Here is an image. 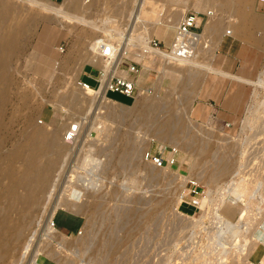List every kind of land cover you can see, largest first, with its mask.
Wrapping results in <instances>:
<instances>
[{"label":"rangeland","instance_id":"rangeland-1","mask_svg":"<svg viewBox=\"0 0 264 264\" xmlns=\"http://www.w3.org/2000/svg\"><path fill=\"white\" fill-rule=\"evenodd\" d=\"M137 1L0 0V228L8 206V172L20 174L33 157L49 168L40 191L23 205L7 264H27L34 254L42 264H155L170 240L208 214L210 203L194 214L178 208L177 193L189 176L208 190L244 177L258 193L251 208L264 210V12L255 0H146L133 33L126 27L118 38L98 29L118 30L114 17L131 12ZM187 10L211 12L200 25L194 57L183 62L155 55L143 66L140 47L157 22L172 25L165 17L181 18ZM240 24L247 36L238 32ZM10 31L15 34L3 51ZM44 31L48 37H42ZM174 34V27L159 25L155 38L167 49ZM99 37L119 48L126 43L119 61L137 63V73H128L137 81L135 99L118 92L100 99L103 86L78 85L83 64L103 66L93 61ZM215 62L241 77L217 69ZM232 83L235 92L226 103L235 114L221 106ZM71 124L76 132L69 142L65 134ZM51 129L67 142V151L55 161L56 147L31 143ZM173 145L180 167L156 168L143 158L146 148L170 155ZM13 156L22 159L10 165ZM223 164L225 172L215 175ZM22 185L18 194L25 192ZM221 209L229 220L241 212ZM20 228L22 240L15 235ZM260 229L255 226L249 235L251 251L264 239L257 238ZM210 252H195L180 264H214Z\"/></svg>","mask_w":264,"mask_h":264},{"label":"bare ground","instance_id":"bare-ground-1","mask_svg":"<svg viewBox=\"0 0 264 264\" xmlns=\"http://www.w3.org/2000/svg\"><path fill=\"white\" fill-rule=\"evenodd\" d=\"M83 4H84L83 2L80 3L78 5V8L82 7ZM145 4H146V0H138L137 3H135V8H132L131 12H126L124 10V11H121V13H120L121 17L120 18L114 17V19H113L114 23L117 24L118 26L119 25L121 26L118 30L113 29L114 27H112V29L110 31H105V30H102L100 28H98V29L103 31V33L107 32V33H109L110 36L118 37V38L123 37V34H124L123 31H124V28H126V27L128 29L127 32L133 33L134 28H135V23L137 22L138 17L141 16L143 11L146 9ZM204 13H207V17H209L211 12L207 11ZM124 15H126L125 21H124V18H125ZM183 15L181 16L180 20L182 19ZM244 17H246V16L244 15ZM165 18H166V20H164V22L171 20L170 22L173 21L174 25L178 24L180 22L179 18H177L176 16L172 17V14H168ZM206 20H207V18H206ZM206 20L203 23L204 25L206 23ZM258 23H260V22H258ZM171 24L173 25V23H171ZM153 29L151 30V32L153 31ZM202 30H203V28L200 31H198L196 34H193L190 32H187L184 35L178 34L176 37L174 45L172 47L169 46L167 49L163 48V47L152 45L150 42L152 39V37H151V39L149 40V42L147 44L146 43L141 44L142 47H140V51H143L141 58H140L141 63L143 64V66H146L147 62L150 61L153 58V56H155V55L156 56H162V58L169 59L171 61L175 60V61L185 62V61L191 60L195 55L197 43L200 40ZM238 32L243 36H247V33L245 31V26H243L242 24L239 25V31ZM14 34L15 33L13 31H10L7 33L6 41L3 43V47H2L3 51H4V49H6L8 47V44H10V39L13 38ZM48 35H49V33L44 31V33L42 34V37H48ZM126 39H128V38H126ZM129 39H131V38L129 37ZM122 43L124 45H122L120 42V44H121L120 48H119V46H116L118 48V52H117V56L115 58V61L113 63H102L103 66L101 68L104 69V74L101 76L102 83L100 84V86L98 88L93 87L91 85L83 86V85L79 84V82H77L78 85L85 88V89H88V88L99 89L101 86H103L99 90V98L103 99L104 96H107L105 94V84H104L105 81L104 80H106V78L107 79L109 78V72L111 70H113L115 73H118L117 70L119 68H122L126 71V73H124L123 76H128L129 74H128V71L126 68L116 66L117 63L122 61V60L119 61L120 54H124L126 52V50H125V44L126 43H124V42H122ZM181 43L185 44V45H183L184 49H182L183 47H180ZM130 47L131 46H128L127 49H130ZM93 50L95 52V49H93ZM146 54H150V56L147 57ZM3 58H4V55H3ZM93 61L94 62H100V61H102V59L93 56ZM208 69L215 71V73L218 72V70H215L212 68H208ZM222 75H225V74H222ZM140 76H141V74L139 75V78H140ZM137 94H138V91H137L135 97L137 96ZM135 97H134V99H135ZM71 125H73V124H71ZM71 125L68 127V129L71 127ZM42 136H43L42 139H40L41 137L40 138L38 137L39 143L37 142V137L35 136L34 138L36 140H34V142L33 141L31 142V143H33L32 146L36 147V148L37 147L41 148L43 145H46V147H47V145H50L52 147H56L57 153L55 154V159L53 161H55L56 158H58L59 156H62L63 153L67 151V146H66L67 142L66 141L70 142L75 138V135H74L73 139H71V140H68L65 138V140H66L65 141L66 143H65V142H63L64 141L63 139H62L63 141H61V139H59L60 137L58 136L56 129H51V131H48V132L45 131V133H43ZM20 159H22V158L17 157V156H13V157H10L8 161H9L10 165H14V162L18 161ZM146 161H148V160H146ZM39 162L40 161H38L35 157H33L27 163V166H26L27 169H25L20 174H14V173L8 172L10 179H11V184L8 187L9 190H8V194H7L8 195L7 211L5 212V217L3 219V222H2L1 228H0V264H7V261L9 259V257H8L9 252L12 251V248H13L12 247L13 243L10 241V237L12 235L13 229L14 228L16 229V227H18L22 222L23 214L25 213L23 205L34 199L35 195L40 191L39 188H41L43 186L44 181H45V177L47 175V172L49 171V168L46 167L47 164H45L43 166ZM148 162L151 163L150 161H148ZM176 164H179V165H177V167H180V165H181L180 162L179 163L177 162ZM226 166H227V164H226ZM226 166H225V164H223L218 170H216L217 173L215 175H221V173L225 172ZM156 168H162V167H156ZM0 179H1V172H0ZM23 179H24V181H23ZM21 183H23L22 189L25 190L24 194L23 193L18 194L16 192V187H18V185ZM231 183H232V188L230 190L236 196L235 197H224V196L219 195V196H217V199H220L221 204H223L221 206V208H223L224 210H227L228 212L233 211V210H235L237 212L241 211L237 214L234 221H231L227 218L223 219L222 217H224V215L222 214V209L219 212L221 219L225 220V221H223L225 223V225L232 227V230H231L232 235L237 239L236 240L237 244L230 245L231 247H233L232 252L234 254L233 255L234 259L231 262H229V261H227L228 258L225 257L223 262H219V260H214L213 263L214 264L215 263H217V264H237L238 262H242V264H249L248 261L250 259H248V258H251V257L257 258L258 257V260L262 264H264V248H263L264 247V239L261 238V237L264 238V236H263L264 235V228H262V226L264 225V219H263L264 210L258 211V209L256 208L257 206L255 207V209L251 208V206L256 204V202L254 201L255 199L252 198L255 194L252 196L249 195V197H246V194H248L249 192L253 193L252 187H254V186L251 185L249 183V181L244 179V177L237 176L236 178L234 177V179L231 180ZM182 188H183V185L180 187V189L177 193L178 205H179V201H180V193L182 191ZM255 190L256 189H254V192H255ZM228 199L232 202V204L235 203V205L237 207H234L233 205L231 206V204H230L231 202L229 204H227ZM263 199L261 197V200H263ZM225 202H227V203L225 204ZM236 202H237V204H236ZM18 203H20V206L17 205ZM238 206L242 207L241 208L242 210L241 209L237 210ZM260 207H263V205H261V203H260ZM250 212L253 214H256V216L253 217V219H252V215ZM193 223L195 224V221ZM51 224H52V226H55L53 224V222ZM253 225H255L257 227L261 226V229L256 232V235L258 236L257 238H259V240L262 239L261 240L262 243L258 242L256 248L255 249L253 248V251H251L253 245L251 246V244H250V241L252 240V238L250 237L251 239L249 241V235H253L251 232L255 228V226H253ZM22 230H23V228H20L19 231H17V233L15 234L17 236V239H19V240H22L25 238V235H24ZM252 241H251V243H252ZM209 242H210V237H209ZM209 245H207V247H209ZM24 246H26V245H24ZM197 249H198V251L192 250L191 253H189V260L192 259L191 256L194 255L195 252H197L198 255L201 253L207 254L210 252V248L209 249L208 248L200 249V247H199ZM230 250H231V248H230ZM261 250H263V253H260ZM33 251H34V249H33ZM214 251L215 250H213L211 252L213 253ZM214 253H216V252H214ZM32 254H34V253H32ZM216 254H217V256L220 255L221 257L225 255V253H222L220 251H218ZM216 254H214V255H216ZM197 258H198V256H197ZM26 263L27 264H42L41 262L37 261L36 254H34L32 257H29L28 261Z\"/></svg>","mask_w":264,"mask_h":264},{"label":"built area","instance_id":"built-area-1","mask_svg":"<svg viewBox=\"0 0 264 264\" xmlns=\"http://www.w3.org/2000/svg\"><path fill=\"white\" fill-rule=\"evenodd\" d=\"M255 2L257 4V9H260L264 12V0H255ZM204 18L206 20L207 13H199L198 11L187 10L180 22L174 25L175 34L170 47L174 45L178 34L184 35L187 32L196 34L198 31H200V25L202 24ZM150 42L154 46L161 47L160 43L153 37ZM183 45L185 44L181 43L180 47H183ZM94 49L96 54L95 57L102 59L103 63H113L115 61L118 48L114 46L112 41L108 38L99 37L98 39H96L94 41ZM182 49H184V47ZM59 50L60 52L63 51L62 45L59 46ZM124 63L126 65H123ZM90 64L96 71V84H90L89 82L84 81L80 78H78V82L83 86L91 85L98 88L102 83L101 76L104 74V69L94 64L93 62H90ZM116 66L125 67L128 73H132L133 75L138 71L137 63L132 60H122L121 62L117 63ZM104 81L105 94L109 97H111L109 95L110 92H118L124 96L132 97L134 99L135 94L137 93V82L132 76H123L111 70L109 72V78H106V80ZM75 131L76 125L73 124L66 131L65 138L68 140L73 139ZM171 152L172 154L170 155H164L163 151L161 150L153 151L150 148H146L143 151V158L150 161L155 167H163L164 165L174 167L177 165L176 163L178 160L176 157L177 147L175 145L171 146ZM231 188V179L225 184L223 183V181L220 182L218 189L212 188L208 190L207 186L196 179V177L189 176L183 184V188L180 193L178 208L182 212L194 214L196 211L203 212L204 206L210 203L208 205V214L201 218L199 225H197L196 227L190 225L186 226L184 228L185 230L179 238H175L173 241L170 240V242L172 243L165 249L164 253L158 255L159 259L156 258L154 263L159 264L161 261L162 263L167 261L168 264H180L182 260H185L186 262L187 260H189V253L192 250L198 251L197 248L199 247L200 249L210 248V251L215 250L214 252L216 253L218 251L225 253V255L221 257L220 255L217 256V254L214 252H210L211 257L213 254H216L212 257V261L219 260V262H223L225 257H227V261L231 262L234 259V254L232 252L233 247H231L230 245L237 244V239L232 235V227L225 225V223L223 222L225 221L223 220L225 216L222 217L223 219H221L219 212L221 211V206L223 204H221L220 199L216 198L219 195H223L224 197H235L236 195L231 192ZM256 194H258L257 191L253 193L249 192L248 194H246V197H249V195L256 196ZM183 206H188L191 208V210H185ZM53 224L55 225L54 221ZM197 239H199L200 242L196 245L194 243ZM200 243L204 244L202 245ZM206 244H210L209 247H207ZM192 245L194 246L193 249L191 248ZM181 250H184V254L180 253ZM248 259H250L253 264H262L258 259L255 260L252 259V257ZM237 264H242V262H238Z\"/></svg>","mask_w":264,"mask_h":264},{"label":"crops","instance_id":"crops-1","mask_svg":"<svg viewBox=\"0 0 264 264\" xmlns=\"http://www.w3.org/2000/svg\"><path fill=\"white\" fill-rule=\"evenodd\" d=\"M186 12V11H185ZM185 12H183L182 14H181V16L185 13ZM179 20H180V18H179ZM178 20V21H179ZM177 21V22H178ZM174 23V22H173ZM159 25H164V26H170V27H174V25H169V24H166V23H157L156 25H155V27H154V29H153V33H152V37L154 38V39H156L155 38V32H156V29H157V27L159 26ZM176 25V24H175ZM175 28V27H174ZM56 36V35H55ZM42 39V38H41ZM52 39V38H51ZM51 39H47V40H44V39H42V41H45V42H47V41H50ZM157 40V39H156ZM158 41V40H157ZM172 43V42H171ZM50 44V43H49ZM49 46H51V45H49ZM215 58V57H214ZM215 60H218V58L216 57L215 58ZM213 61H214V59H213ZM213 65H215L216 67H219V68H217V69H220V70H223L224 72H228V73H230V74H232V75H234V76H239V77H241L240 75H236V74H234V73H231V72H229V71H227L226 70V68L223 66V64H221V63H219V62H215V63H213ZM94 69H93V67L91 66V64H90V62H86L85 64H83V66H82V68H81V72L79 73V78L80 79H82V80H84V81H87V82H89V81H91V80H93V81H95V83L94 84H96V79H95V75H96V71H93ZM231 80H235V81H237V82H241V81H238V80H236V79H233V78H230ZM243 83V82H242ZM233 85H232V88L230 87V89H229V91L227 92L228 94L226 95V98H225V100L223 101V105H221L225 110H227V111H229V112H231V113H233V114H235L237 111H236V109L234 110V108H232V107H229L228 106V103H226V100L228 99V97H230L231 95H232V93H234L235 92V83H232ZM120 94V93H119ZM122 95V94H121ZM127 97V96H126ZM116 100H119L120 101V99H116ZM64 210V209H63ZM64 211H66V212H69V213H71V211H67V210H64ZM58 212V210L56 211V213ZM55 213V214H56ZM43 264H53V261H45V262H43Z\"/></svg>","mask_w":264,"mask_h":264},{"label":"trees","instance_id":"trees-1","mask_svg":"<svg viewBox=\"0 0 264 264\" xmlns=\"http://www.w3.org/2000/svg\"><path fill=\"white\" fill-rule=\"evenodd\" d=\"M114 97V96H113ZM117 98V97H116Z\"/></svg>","mask_w":264,"mask_h":264}]
</instances>
